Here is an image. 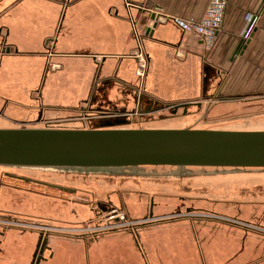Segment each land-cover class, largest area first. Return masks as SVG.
I'll use <instances>...</instances> for the list:
<instances>
[{"label": "crops", "instance_id": "0c3cea01", "mask_svg": "<svg viewBox=\"0 0 264 264\" xmlns=\"http://www.w3.org/2000/svg\"><path fill=\"white\" fill-rule=\"evenodd\" d=\"M209 2L0 0V116L53 120L90 111L136 118L205 110L221 115L237 102L264 110V0H229L223 30L205 51L181 21L200 20ZM139 41L148 59L143 79L137 75ZM210 100L216 103L208 107ZM9 193L0 186V264H33L45 231L6 220L21 214L4 206ZM32 198L40 207L33 204L28 215L38 221L75 219L67 207H53L52 197ZM151 201L150 218L169 213ZM194 211L222 221L192 220L171 231L160 229L164 222H142L132 232L93 239L51 233L38 264H264V209L233 215Z\"/></svg>", "mask_w": 264, "mask_h": 264}, {"label": "rangeland", "instance_id": "374dc122", "mask_svg": "<svg viewBox=\"0 0 264 264\" xmlns=\"http://www.w3.org/2000/svg\"><path fill=\"white\" fill-rule=\"evenodd\" d=\"M215 103L210 100L208 107ZM232 105H234L233 111L224 112L221 115L205 110L195 116H174L172 112H164L136 118L107 117L100 113L92 115L90 111L74 114L73 117L53 120L40 118L34 120L26 117L14 120L0 116V127H192L264 130V110H259L260 108L255 107L253 103L237 102ZM243 106L244 110H238ZM85 114L89 116L88 119H84ZM0 183L4 191L10 192L9 197L6 198L8 202H5L4 206L7 205L9 207L7 209H11V211L17 210V213L21 209L18 219L9 216L12 219L6 220L52 233V238L69 235V238L76 240L77 238L72 234H85L92 239L96 235L112 237L120 232H132L133 227L136 226L134 224L151 221V224L166 223L160 227V229L170 228L165 231L173 230L174 224L188 227L192 220H196L197 223H208L209 220H212V223L213 220L214 222L222 221L215 217L207 219L203 217L204 214L195 212V209L198 212L205 209L224 211L230 212L231 215L247 213L254 207L264 209L263 168L146 166L115 171L87 172L0 166ZM48 184L67 187L71 190H61ZM19 189L20 192H18ZM34 195L52 197L53 207H58L57 205L60 204L67 207L68 211L73 212V214L71 213L72 218L75 219L62 220L63 222L61 220L53 222L50 221L51 219L38 221L39 219H36L34 214L28 215L31 213L28 210L33 204L40 207L36 200H32ZM152 197L162 205L160 209L169 213L150 218L149 207ZM42 206L46 207V205ZM112 207L120 208L123 211H132L136 217H128L127 225L111 228L106 216ZM46 209L49 211L50 207H46ZM246 210L248 211L245 212ZM79 213L80 217L77 215ZM226 218H229L228 220L236 219L230 216ZM13 219L17 221H13ZM247 226H250L251 230H258L257 225L247 223ZM183 232L186 231L183 230ZM63 233L67 234L64 236ZM170 234L172 233L170 232ZM167 264H172V262Z\"/></svg>", "mask_w": 264, "mask_h": 264}, {"label": "water", "instance_id": "95a60500", "mask_svg": "<svg viewBox=\"0 0 264 264\" xmlns=\"http://www.w3.org/2000/svg\"><path fill=\"white\" fill-rule=\"evenodd\" d=\"M156 17L153 13L154 26ZM0 166L93 170L146 166L264 169V130L0 127ZM43 236L41 232L38 248ZM43 251L44 245L40 247L36 264Z\"/></svg>", "mask_w": 264, "mask_h": 264}, {"label": "built area", "instance_id": "2783aa9c", "mask_svg": "<svg viewBox=\"0 0 264 264\" xmlns=\"http://www.w3.org/2000/svg\"><path fill=\"white\" fill-rule=\"evenodd\" d=\"M228 3L229 0H210L204 16L200 20L195 21L186 19L181 21L184 29L193 32L201 41L206 51L212 49L218 40L219 34L223 30ZM136 58L138 59L137 75L143 79L147 74L148 59L140 41L138 43ZM84 116V119L89 118L87 114ZM106 218L111 228L128 224L126 212L117 207H112Z\"/></svg>", "mask_w": 264, "mask_h": 264}, {"label": "bare ground", "instance_id": "6f19581e", "mask_svg": "<svg viewBox=\"0 0 264 264\" xmlns=\"http://www.w3.org/2000/svg\"><path fill=\"white\" fill-rule=\"evenodd\" d=\"M10 167H17V166H10ZM180 168H182V167H180ZM39 169H57V170H68V171H97V172H99V171H115L116 169H111V168H106V169H96V170H93V169H84V168H82V169H80V168H55V167H51V168H39ZM108 173V172H107ZM110 173V172H109Z\"/></svg>", "mask_w": 264, "mask_h": 264}, {"label": "flooded vegetation", "instance_id": "af4514ba", "mask_svg": "<svg viewBox=\"0 0 264 264\" xmlns=\"http://www.w3.org/2000/svg\"><path fill=\"white\" fill-rule=\"evenodd\" d=\"M45 232H44V236H43V239H42V242H41V245H40V247H42L44 245V251H43V254L41 255L42 258H44L43 255L45 254L46 250L49 248V237H50V233H45ZM40 247L38 248V252H36L35 260H37V258L40 257ZM35 264H36V261H35Z\"/></svg>", "mask_w": 264, "mask_h": 264}]
</instances>
